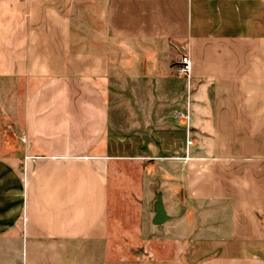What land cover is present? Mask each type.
<instances>
[{
	"label": "crops",
	"instance_id": "obj_1",
	"mask_svg": "<svg viewBox=\"0 0 264 264\" xmlns=\"http://www.w3.org/2000/svg\"><path fill=\"white\" fill-rule=\"evenodd\" d=\"M70 2L0 0V116L13 132L0 131V264H72L63 246L106 240L118 164L145 149L110 133L120 115L106 93H126L131 143L145 128L129 126L160 121L169 94L182 107L181 54L193 96L191 144L173 156L181 205L223 212L186 262L264 264V0H84L79 20L54 19Z\"/></svg>",
	"mask_w": 264,
	"mask_h": 264
},
{
	"label": "rangeland",
	"instance_id": "obj_2",
	"mask_svg": "<svg viewBox=\"0 0 264 264\" xmlns=\"http://www.w3.org/2000/svg\"><path fill=\"white\" fill-rule=\"evenodd\" d=\"M83 2L84 0H71L67 9H63L60 5L56 9L58 12L54 19L59 17L57 19L79 20L80 6L84 4ZM39 19L49 20L45 14H40ZM175 75L178 77L177 74ZM182 80V107L175 105L174 93L172 92L171 96L169 94L168 100L171 101L167 109L161 110L165 114L160 115V121L156 116V122L152 119V122L147 120L144 125L129 126L131 131L137 127L145 128L144 131L130 132L135 138L134 141H130L131 143L125 140L128 135L126 109H130L126 93L121 92L116 95L111 92L106 93L109 103L113 104L114 101L116 104L110 107L112 119L116 120L120 115L119 124L111 121L110 133L118 132L120 144L124 148L133 144L137 152L140 147H144L145 149L141 151L144 154L140 153L142 155L138 160L122 161L118 164V188H115L117 191L110 195L106 240L96 247H81L78 242L68 243L63 246L66 248L58 253L64 260H70L72 264H143L165 260L173 264H187L186 258L192 242L207 239L205 234L212 223L210 216L214 213L219 218L223 217L222 208L214 212L206 202H199L186 208V205H181L180 199L183 195V182L179 172L181 167L173 156L180 147L185 151L188 142L191 141L188 115L193 113L191 89L188 82ZM124 81V79L119 81L120 87L125 88ZM21 84L22 81H17L7 83V86L10 88ZM101 85L106 87V82ZM1 96L4 94L1 93ZM6 96L7 101L12 98L13 102V97L19 100V95L15 97L14 92H7ZM146 98L152 100L149 96ZM140 99L142 100V96ZM147 113H150V117H154V113L157 115L158 110L147 109ZM6 125V120L1 115L0 131L11 133L10 126ZM112 165V168L115 167L114 164ZM175 166H178L179 170ZM156 192L161 193L164 209L169 216L161 226H153L149 221L153 213ZM219 223L222 227L218 228H223L222 221ZM194 229L198 233L197 236L191 235Z\"/></svg>",
	"mask_w": 264,
	"mask_h": 264
},
{
	"label": "water",
	"instance_id": "obj_3",
	"mask_svg": "<svg viewBox=\"0 0 264 264\" xmlns=\"http://www.w3.org/2000/svg\"><path fill=\"white\" fill-rule=\"evenodd\" d=\"M153 213L154 216L151 220V223L154 226L162 225L169 219V216L167 215L164 209L162 195L160 192L155 193V200L153 202Z\"/></svg>",
	"mask_w": 264,
	"mask_h": 264
},
{
	"label": "built area",
	"instance_id": "obj_4",
	"mask_svg": "<svg viewBox=\"0 0 264 264\" xmlns=\"http://www.w3.org/2000/svg\"><path fill=\"white\" fill-rule=\"evenodd\" d=\"M176 74L178 77L184 79L186 82H189L191 76V62L186 54H181L177 62ZM191 142H188V145Z\"/></svg>",
	"mask_w": 264,
	"mask_h": 264
}]
</instances>
